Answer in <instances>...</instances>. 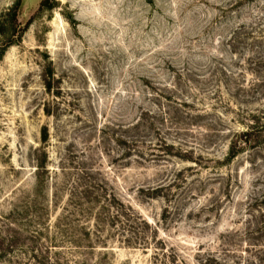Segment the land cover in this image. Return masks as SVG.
<instances>
[{
  "label": "rangeland",
  "instance_id": "obj_1",
  "mask_svg": "<svg viewBox=\"0 0 264 264\" xmlns=\"http://www.w3.org/2000/svg\"><path fill=\"white\" fill-rule=\"evenodd\" d=\"M0 264H264V0H0Z\"/></svg>",
  "mask_w": 264,
  "mask_h": 264
}]
</instances>
